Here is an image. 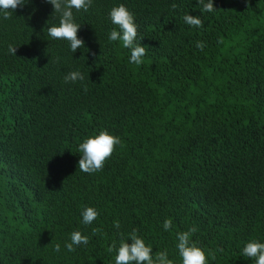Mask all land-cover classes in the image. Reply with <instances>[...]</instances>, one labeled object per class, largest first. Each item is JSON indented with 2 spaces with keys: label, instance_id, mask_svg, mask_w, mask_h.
<instances>
[{
  "label": "trees",
  "instance_id": "1",
  "mask_svg": "<svg viewBox=\"0 0 264 264\" xmlns=\"http://www.w3.org/2000/svg\"><path fill=\"white\" fill-rule=\"evenodd\" d=\"M120 4L146 49L140 65L108 40ZM213 4L92 0L73 9L85 41L75 53L47 35L60 16L46 0L0 16V264H115L108 248L134 229L153 256L182 264L176 236L194 226L208 264H254L242 248L264 242V0ZM77 70L83 83H65ZM100 131L121 143L84 173L78 145ZM85 207L98 212L90 225ZM73 231L89 243L69 252Z\"/></svg>",
  "mask_w": 264,
  "mask_h": 264
},
{
  "label": "clouds",
  "instance_id": "2",
  "mask_svg": "<svg viewBox=\"0 0 264 264\" xmlns=\"http://www.w3.org/2000/svg\"><path fill=\"white\" fill-rule=\"evenodd\" d=\"M47 3L53 6V12L58 13L60 16L59 24L52 25L47 28V35L53 40L67 41L72 53L78 49L85 47V41L78 37V31L81 25L74 22L73 9L77 12L83 10L87 12L92 5V0H46ZM200 5L201 12L211 13L216 8L214 7L213 0H197ZM25 0H0V16L3 19H10L11 14L17 10L18 7H23ZM176 7L175 4L172 5ZM109 18L112 24L116 25L119 31L114 28L109 36L110 42L120 41L125 49L130 50L129 63L140 65L143 63L142 58L146 55V49L141 44L136 43L137 39V25L134 22V15L127 7L120 4L113 7L109 12ZM185 24L199 28L202 27V21L198 16L186 14L183 17ZM204 43L201 41L196 42V47L203 50ZM17 47L12 44L8 45V52L16 55ZM80 81L83 83L84 75L80 71H70L64 76L65 83H76ZM84 91H87V86L83 85ZM121 141L119 137L109 134L107 131H100L98 135L86 138L78 145V153L80 159L78 161V168L80 171L92 174L103 169L107 159H109L115 148ZM81 223L84 225L92 224L98 217V212L93 207H85L81 211ZM172 221L166 219L163 222L165 231L171 228ZM115 228H119V221H115ZM101 231L99 228L93 229V234ZM197 231L194 226L188 231L177 233V244L179 257L182 264H208L205 251L196 246L190 239L191 235ZM131 240V243L128 241ZM89 237L82 235L80 231H73L70 234V242L65 244V248L69 251H75V247L87 245ZM54 251H60V245L54 246ZM109 252L115 251L114 262L115 264H173L169 259L167 250L157 251L153 256V249L151 246L146 245L144 240L137 235L134 229L128 236L127 240L122 239L119 247L115 244L108 248ZM222 251V249H221ZM208 255L215 258L214 253ZM242 256L252 261L254 264H264V242L251 240L247 242L242 248Z\"/></svg>",
  "mask_w": 264,
  "mask_h": 264
}]
</instances>
